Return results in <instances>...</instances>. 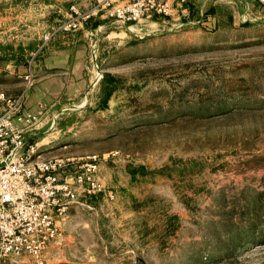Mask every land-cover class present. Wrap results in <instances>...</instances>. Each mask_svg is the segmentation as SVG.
I'll use <instances>...</instances> for the list:
<instances>
[{"label": "rangeland", "instance_id": "rangeland-1", "mask_svg": "<svg viewBox=\"0 0 264 264\" xmlns=\"http://www.w3.org/2000/svg\"><path fill=\"white\" fill-rule=\"evenodd\" d=\"M73 3L91 5L0 0V90L20 94L30 70L35 82L59 38L88 47L91 85L28 142L39 141L44 156L119 151L99 172L115 197L71 206L47 264H264V242L235 247L231 236H245L241 207L264 190V13L242 14L237 0H192L202 9L189 22L155 16L131 30L93 16L84 27L98 29L86 35L58 29Z\"/></svg>", "mask_w": 264, "mask_h": 264}, {"label": "built area", "instance_id": "built-area-1", "mask_svg": "<svg viewBox=\"0 0 264 264\" xmlns=\"http://www.w3.org/2000/svg\"><path fill=\"white\" fill-rule=\"evenodd\" d=\"M190 0H90L88 8L73 3L71 12L58 29L84 26L93 16L103 14L134 29V24L155 16L172 15L176 5ZM264 7V0H257ZM52 34H45L48 40ZM27 88L18 95L0 90V258L47 264V253L63 238L62 224L71 206H91L89 198L104 194L113 199L115 191L101 181L102 159L117 155L55 154L44 156L39 141L28 142V134L39 128L47 109L44 103L30 110L26 91L33 73L26 75ZM102 73L96 71L99 80ZM56 117V115H55ZM55 126V119L51 122Z\"/></svg>", "mask_w": 264, "mask_h": 264}, {"label": "crops", "instance_id": "crops-1", "mask_svg": "<svg viewBox=\"0 0 264 264\" xmlns=\"http://www.w3.org/2000/svg\"><path fill=\"white\" fill-rule=\"evenodd\" d=\"M237 1L241 3L240 10H242V14L246 15V13H252L254 10L258 13H264V7L262 6V9L257 0ZM190 2H192V0L185 5H176L173 16H171L172 19H181L184 20L183 22H185L186 19H188L186 22L191 21L193 19L192 13L194 11H196V13L199 12V8L202 9V6L196 5L194 7ZM96 17L101 18L107 16L100 14ZM97 27L98 26L93 27L95 29H89L83 26L82 28L87 31L85 32L87 35L89 32L93 33V30H97ZM80 39L81 38H59V40L53 43L51 42L45 50L43 60L35 70V82L32 83L29 93L27 94L28 99L26 107L30 110H35L42 100L50 104V108L44 117L45 120L41 122L40 126L44 125L51 116L59 113L58 111L61 108H58V105L61 104V102L80 95L91 85L89 82L90 78L87 77L85 68L87 59L86 51L88 47L86 43H82ZM84 41H87V39H84Z\"/></svg>", "mask_w": 264, "mask_h": 264}, {"label": "trees", "instance_id": "trees-1", "mask_svg": "<svg viewBox=\"0 0 264 264\" xmlns=\"http://www.w3.org/2000/svg\"><path fill=\"white\" fill-rule=\"evenodd\" d=\"M241 214L247 216V221L244 222L246 234L240 237L239 232L232 233L231 236L238 238V244L235 247H243L248 241L264 242V227H262V219L264 216V190L257 193V198L253 201H246L241 207ZM264 223V222H263ZM238 231V230H237Z\"/></svg>", "mask_w": 264, "mask_h": 264}]
</instances>
